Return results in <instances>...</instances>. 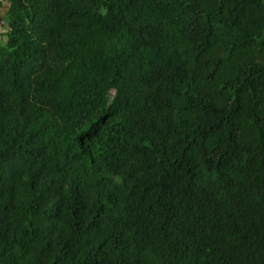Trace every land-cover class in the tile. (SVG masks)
Masks as SVG:
<instances>
[{
	"label": "trees",
	"instance_id": "trees-1",
	"mask_svg": "<svg viewBox=\"0 0 264 264\" xmlns=\"http://www.w3.org/2000/svg\"><path fill=\"white\" fill-rule=\"evenodd\" d=\"M0 264H264V0H0Z\"/></svg>",
	"mask_w": 264,
	"mask_h": 264
},
{
	"label": "rangeland",
	"instance_id": "rangeland-1",
	"mask_svg": "<svg viewBox=\"0 0 264 264\" xmlns=\"http://www.w3.org/2000/svg\"><path fill=\"white\" fill-rule=\"evenodd\" d=\"M8 11V7H6V10H4V12H3V14H0V34H3V33H5V29L7 28V26L5 27L4 25H3V22H4V13H6Z\"/></svg>",
	"mask_w": 264,
	"mask_h": 264
},
{
	"label": "flooded vegetation",
	"instance_id": "flooded-vegetation-1",
	"mask_svg": "<svg viewBox=\"0 0 264 264\" xmlns=\"http://www.w3.org/2000/svg\"><path fill=\"white\" fill-rule=\"evenodd\" d=\"M3 25L5 26L4 22H3Z\"/></svg>",
	"mask_w": 264,
	"mask_h": 264
},
{
	"label": "clouds",
	"instance_id": "clouds-1",
	"mask_svg": "<svg viewBox=\"0 0 264 264\" xmlns=\"http://www.w3.org/2000/svg\"><path fill=\"white\" fill-rule=\"evenodd\" d=\"M0 14H3V12H2V13H0Z\"/></svg>",
	"mask_w": 264,
	"mask_h": 264
},
{
	"label": "crops",
	"instance_id": "crops-1",
	"mask_svg": "<svg viewBox=\"0 0 264 264\" xmlns=\"http://www.w3.org/2000/svg\"><path fill=\"white\" fill-rule=\"evenodd\" d=\"M5 24V23H4Z\"/></svg>",
	"mask_w": 264,
	"mask_h": 264
}]
</instances>
